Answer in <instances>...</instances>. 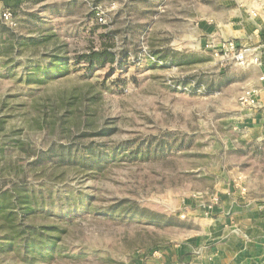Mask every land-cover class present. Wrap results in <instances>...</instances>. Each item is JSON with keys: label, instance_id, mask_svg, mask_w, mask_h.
<instances>
[{"label": "rangeland", "instance_id": "374dc122", "mask_svg": "<svg viewBox=\"0 0 264 264\" xmlns=\"http://www.w3.org/2000/svg\"><path fill=\"white\" fill-rule=\"evenodd\" d=\"M10 2L17 27L0 19V190L15 195L24 180L30 192L45 194L31 225L69 220L61 225L63 259L51 264H203L221 196L234 192L264 208V147L248 156L233 153L242 142L264 143V108L239 105L256 72L223 64L206 48L221 42L215 29L226 35L239 19L237 0ZM96 12L104 14V24ZM105 43L114 44L116 54L132 53L138 43L140 55L91 71L74 64ZM164 48L184 54L190 65L161 64L153 51ZM103 129L113 133L97 135ZM166 136L174 144L195 139L189 151L123 160L96 177L35 164L52 144ZM86 195L98 209L136 201L176 221L158 227L89 209L71 213Z\"/></svg>", "mask_w": 264, "mask_h": 264}, {"label": "trees", "instance_id": "16d2710c", "mask_svg": "<svg viewBox=\"0 0 264 264\" xmlns=\"http://www.w3.org/2000/svg\"><path fill=\"white\" fill-rule=\"evenodd\" d=\"M96 14L97 12L94 17H96ZM150 15L152 16L153 14L151 13ZM150 23L151 20L146 22V25L142 26L138 33L144 35ZM2 29L5 30V27H2ZM6 32L8 31L6 30ZM137 38L140 39V35ZM114 47V44L105 43L99 50H91L90 53L79 56L74 64L84 63L85 68L91 71L97 68L103 69L107 66L113 67L118 61V66H122L130 60L132 54L136 57L140 55L138 43L134 46L132 53L123 50L116 54V51L113 50ZM153 56L161 64L170 62L175 66L185 67V65L187 66L191 63L189 59L185 58L184 54L176 53L167 48L154 50ZM149 61L153 64L152 59H149ZM227 69L228 67L224 68V70ZM63 121L64 123L61 124L64 126L66 121L65 119ZM111 133H113V129H103L97 135L108 137L111 136ZM188 139V142L185 141L184 143L183 140L176 144L170 143L167 136L164 139L151 137L146 141L132 139L131 141L115 143V145H110L106 142H101L97 145L92 143L65 146L52 144L41 152L35 164L43 167L49 166L62 172L73 170L82 174L85 171L96 177L111 164H116L123 160L133 161L142 155L155 156L166 152L167 149L176 153L189 151L195 138L188 137ZM261 147H264V143L258 146L253 142H242L233 153L246 156L250 149L254 153H260ZM27 186L28 184L24 180L18 181L14 187L15 189L17 188L15 195L11 189L8 192L5 191V187L0 190V261L7 264H51L63 259L65 248L59 245L62 240L60 234L63 231L61 229L64 228L63 226L69 220L63 218L59 220L58 224L50 226L29 224L28 220L35 217L39 207H42V203L46 202V196L35 189L30 192ZM84 198L83 201L78 199L74 202L71 213H82L84 210L89 209L102 214L118 215L130 219L135 218L158 227L166 226L170 222L176 221L173 217H166L163 214L144 208L136 201L121 200L105 209H98L94 207V204L89 206L91 198L87 195Z\"/></svg>", "mask_w": 264, "mask_h": 264}, {"label": "crops", "instance_id": "0c3cea01", "mask_svg": "<svg viewBox=\"0 0 264 264\" xmlns=\"http://www.w3.org/2000/svg\"><path fill=\"white\" fill-rule=\"evenodd\" d=\"M10 1L0 0V5L8 9ZM255 6L251 1L246 4L247 8H255ZM246 7H239L236 10L239 19L231 22L230 27L226 28L228 34L225 35L223 31L216 29L214 33L219 31L222 33L220 41L232 39L242 46L258 49L261 65L242 70L251 69L256 72V75L248 78L246 88L259 89L262 109L264 108V10H259L260 16L255 19L250 16ZM245 200L238 199L234 192L231 195L221 196V213L217 219L215 218L217 225L212 227L210 234H207L211 241L209 244L212 245L209 251L203 248L205 250L203 254L206 256L203 264H264V208L258 207L253 201ZM181 253L183 254V251ZM193 253H196V250ZM199 253L202 254V251Z\"/></svg>", "mask_w": 264, "mask_h": 264}, {"label": "built area", "instance_id": "2783aa9c", "mask_svg": "<svg viewBox=\"0 0 264 264\" xmlns=\"http://www.w3.org/2000/svg\"><path fill=\"white\" fill-rule=\"evenodd\" d=\"M239 2V7H246L248 1L255 4V8H247L246 10L252 18H258L260 16L259 10H264V0H237ZM97 22L99 24H104L106 19L102 12H97L96 14ZM0 19L9 28L17 27V20L9 9H3L0 11ZM208 52H210L213 58H218L223 64L233 63L241 69H248L251 66L261 65L260 55L258 49L253 47H245L238 44L235 40L221 41L216 44L207 45ZM259 89L255 87H249L239 96V105L244 109H255L260 103ZM245 190H242L244 193ZM230 195V194H229ZM217 199V198H216ZM219 199L216 200L218 202Z\"/></svg>", "mask_w": 264, "mask_h": 264}]
</instances>
